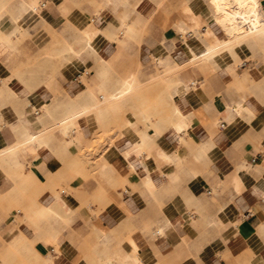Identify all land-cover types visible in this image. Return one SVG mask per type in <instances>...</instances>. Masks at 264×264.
Masks as SVG:
<instances>
[{
	"label": "crops",
	"instance_id": "0c3cea01",
	"mask_svg": "<svg viewBox=\"0 0 264 264\" xmlns=\"http://www.w3.org/2000/svg\"><path fill=\"white\" fill-rule=\"evenodd\" d=\"M0 264H264V0H0Z\"/></svg>",
	"mask_w": 264,
	"mask_h": 264
},
{
	"label": "bare ground",
	"instance_id": "6f19581e",
	"mask_svg": "<svg viewBox=\"0 0 264 264\" xmlns=\"http://www.w3.org/2000/svg\"><path fill=\"white\" fill-rule=\"evenodd\" d=\"M250 35H252L253 37V39H255V38H257L258 37V35L259 34H250ZM239 44V41H236V40H234L233 42H231V43H229V44H227V45H225V46H227V47H229V46H231V47H233V46H235V45H238ZM224 47V46H223ZM219 49H221V48H218V49H216V50H213V51H210V52H207V53H205V55L203 56V58L202 59H207L209 56H213V54L214 53H217L218 51H219ZM223 50V49H222ZM77 50L75 49V48H71V54L74 56L75 55V52H76ZM222 52V51H221ZM73 60H75V58L73 59ZM132 83V81L130 80V81H127L126 82V84H127V86L126 87H121L119 90H115V91H113L111 94H110V97L108 98V100L105 102V105H106V107H107V109H112L113 108V106L114 105H117L118 103H120V102H122V100H124L126 97H127V95L131 92V90H130V84ZM87 111V110H86ZM89 111H90V109H89ZM85 112V111H84ZM83 113V112H82ZM82 113H80L81 115H82ZM88 113V112H87ZM79 115V114H78ZM80 115V116H81ZM74 116H76V115H73V116H70V117H74ZM70 117H69V119H70ZM77 118V117H76ZM74 120H75V117H74ZM71 122V124H72V121H70Z\"/></svg>",
	"mask_w": 264,
	"mask_h": 264
},
{
	"label": "rangeland",
	"instance_id": "374dc122",
	"mask_svg": "<svg viewBox=\"0 0 264 264\" xmlns=\"http://www.w3.org/2000/svg\"><path fill=\"white\" fill-rule=\"evenodd\" d=\"M156 82H151L152 85H155ZM99 142H101L103 140V136H99ZM89 153H92V152H96L97 151V144L96 143H92L91 145H89L86 149ZM81 155L83 156V152L81 153ZM94 170H97L96 167H94ZM99 200H100V197H99ZM17 209H20L18 207H16Z\"/></svg>",
	"mask_w": 264,
	"mask_h": 264
}]
</instances>
